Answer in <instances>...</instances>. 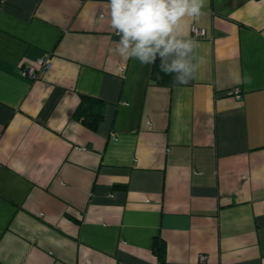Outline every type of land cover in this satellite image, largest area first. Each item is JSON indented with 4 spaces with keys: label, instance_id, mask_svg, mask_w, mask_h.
Listing matches in <instances>:
<instances>
[{
    "label": "crops",
    "instance_id": "obj_1",
    "mask_svg": "<svg viewBox=\"0 0 264 264\" xmlns=\"http://www.w3.org/2000/svg\"><path fill=\"white\" fill-rule=\"evenodd\" d=\"M107 3L0 0V264H264V0H205L185 85L115 52Z\"/></svg>",
    "mask_w": 264,
    "mask_h": 264
},
{
    "label": "clouds",
    "instance_id": "obj_2",
    "mask_svg": "<svg viewBox=\"0 0 264 264\" xmlns=\"http://www.w3.org/2000/svg\"><path fill=\"white\" fill-rule=\"evenodd\" d=\"M205 0H108L110 26L119 37L115 52L124 60L150 65L159 57L160 71L188 84L198 70L196 41L187 36L189 19L203 15ZM236 84H251L252 77L236 72Z\"/></svg>",
    "mask_w": 264,
    "mask_h": 264
},
{
    "label": "trees",
    "instance_id": "obj_3",
    "mask_svg": "<svg viewBox=\"0 0 264 264\" xmlns=\"http://www.w3.org/2000/svg\"><path fill=\"white\" fill-rule=\"evenodd\" d=\"M72 117L80 120L87 127L94 129L101 119V111L98 100L94 97L81 94L77 108L74 110ZM154 252L158 258L163 261L165 257V244L157 243Z\"/></svg>",
    "mask_w": 264,
    "mask_h": 264
},
{
    "label": "built area",
    "instance_id": "obj_4",
    "mask_svg": "<svg viewBox=\"0 0 264 264\" xmlns=\"http://www.w3.org/2000/svg\"><path fill=\"white\" fill-rule=\"evenodd\" d=\"M192 33L194 37H199L203 35V32L197 29L196 27L192 28ZM49 66H50L49 58L43 57V58L38 59L35 64L21 67V70H22L23 76H26L27 78H30L32 80H36L38 78H41L44 75V73L47 71ZM226 94L232 95L236 98H240L239 90L237 88L227 90ZM198 258L201 263H204L206 260V255L200 254Z\"/></svg>",
    "mask_w": 264,
    "mask_h": 264
}]
</instances>
